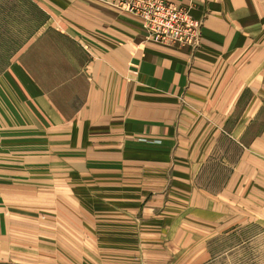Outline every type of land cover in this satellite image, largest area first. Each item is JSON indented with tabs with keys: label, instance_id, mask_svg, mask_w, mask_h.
I'll use <instances>...</instances> for the list:
<instances>
[{
	"label": "crops",
	"instance_id": "crops-1",
	"mask_svg": "<svg viewBox=\"0 0 264 264\" xmlns=\"http://www.w3.org/2000/svg\"><path fill=\"white\" fill-rule=\"evenodd\" d=\"M167 1L202 22L196 51L144 40L112 0H37L46 22L0 73V152L63 158L116 215V237L180 223L185 238L206 213L232 227L248 221L234 200L264 197V0ZM192 252L211 258L201 241Z\"/></svg>",
	"mask_w": 264,
	"mask_h": 264
},
{
	"label": "rangeland",
	"instance_id": "rangeland-1",
	"mask_svg": "<svg viewBox=\"0 0 264 264\" xmlns=\"http://www.w3.org/2000/svg\"><path fill=\"white\" fill-rule=\"evenodd\" d=\"M112 1L116 6V0ZM46 20V10L37 0H0V73ZM201 36L202 22L197 46L186 48L196 51ZM143 38L148 41L145 33ZM253 80L261 82V78ZM260 128L264 127H254V132ZM231 149L235 161L239 149ZM62 159H18L0 152V264H129L120 258L129 248L134 252L132 264H182L185 260L193 264L192 249L199 241L206 252L210 250L206 264H264V197L257 205L255 192L249 204L234 200L233 214L248 221L238 220L232 227H224L223 222L214 226L209 222L214 217L206 213L202 226L188 224L185 238L180 237L182 233L173 237L181 232L180 223L155 239L116 237V220L112 221L116 215L111 217L109 205L98 203L96 195L81 185L80 171L68 170ZM31 165L38 166L37 171ZM219 209L218 213L225 210ZM199 229L201 234L195 232ZM205 257L202 254V260Z\"/></svg>",
	"mask_w": 264,
	"mask_h": 264
},
{
	"label": "built area",
	"instance_id": "built-area-1",
	"mask_svg": "<svg viewBox=\"0 0 264 264\" xmlns=\"http://www.w3.org/2000/svg\"><path fill=\"white\" fill-rule=\"evenodd\" d=\"M116 6L140 19L152 43L192 49L198 44L201 22L186 7L167 0H120Z\"/></svg>",
	"mask_w": 264,
	"mask_h": 264
}]
</instances>
